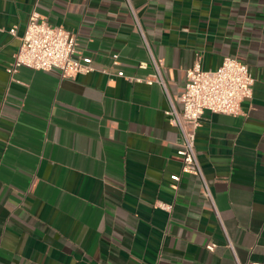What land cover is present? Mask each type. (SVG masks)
I'll return each mask as SVG.
<instances>
[{
	"label": "crops",
	"instance_id": "1",
	"mask_svg": "<svg viewBox=\"0 0 264 264\" xmlns=\"http://www.w3.org/2000/svg\"><path fill=\"white\" fill-rule=\"evenodd\" d=\"M130 3L148 49L125 0H0V264H264V0ZM33 10L93 72L8 74ZM150 55L167 94L145 82ZM197 56L204 71L234 57L254 79L240 114L205 111L196 131L214 208L181 173L165 114Z\"/></svg>",
	"mask_w": 264,
	"mask_h": 264
},
{
	"label": "built area",
	"instance_id": "2",
	"mask_svg": "<svg viewBox=\"0 0 264 264\" xmlns=\"http://www.w3.org/2000/svg\"><path fill=\"white\" fill-rule=\"evenodd\" d=\"M125 2L133 19L134 28L148 49L136 12L130 0H125ZM10 33L14 34L15 29H11ZM92 63V58L83 56L77 50L75 35L62 27L49 25L38 12L33 10L28 17L18 50L14 54L7 72L13 75L18 69L27 68L42 72L55 71L61 79H73L77 75L93 72ZM112 64H118L117 56H113ZM149 65L152 68V74L145 82L148 85L154 83L160 85L167 94L161 76L162 61L150 55ZM146 66L144 63L139 65L140 68ZM117 76L124 77V74L118 72ZM185 77L184 88L177 97L180 110L170 103L165 114L180 135L181 142L177 155L181 160V173L196 176L200 180L201 193L214 208L195 151L196 131L200 127V119L205 111L228 116L240 114L241 103L252 97L254 79L245 63L229 56L224 57L221 65L214 71H204L201 68L200 58L197 56L193 66L186 71ZM170 179L173 182H178L179 176L173 175ZM157 207L164 211H170L172 208L162 202H158ZM226 243L230 251L233 252L228 238H226ZM205 249L212 251L214 244L206 245ZM235 264L242 263L236 260Z\"/></svg>",
	"mask_w": 264,
	"mask_h": 264
}]
</instances>
